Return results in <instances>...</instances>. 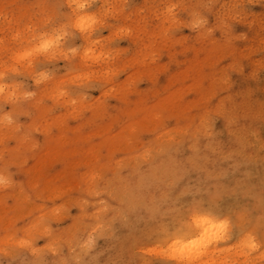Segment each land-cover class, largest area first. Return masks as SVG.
Segmentation results:
<instances>
[{
    "label": "rangeland",
    "instance_id": "1",
    "mask_svg": "<svg viewBox=\"0 0 264 264\" xmlns=\"http://www.w3.org/2000/svg\"><path fill=\"white\" fill-rule=\"evenodd\" d=\"M184 263L264 264V0H0V264Z\"/></svg>",
    "mask_w": 264,
    "mask_h": 264
},
{
    "label": "bare ground",
    "instance_id": "2",
    "mask_svg": "<svg viewBox=\"0 0 264 264\" xmlns=\"http://www.w3.org/2000/svg\"><path fill=\"white\" fill-rule=\"evenodd\" d=\"M209 222H211L208 218H201V219H195V221H194V226H192L191 228H190V231L188 232V233H186V235L187 236H189V235H191V236H194V235H196L198 232H201L200 233V235H201V237H202V235L203 234H205V231L203 232V230H204V225H206V224H209ZM211 228V226L208 228V229H210ZM181 236V235H180ZM190 236V237H191ZM189 238V237H188ZM177 242V241H176ZM174 243V245L172 246V248H176L177 249V243ZM179 242V241H178ZM186 243V242H185ZM187 243H188V246L189 247H187V248H185V246L187 245ZM186 243V245L184 246V248H183V251H190L191 252V247L190 246H192V244H191V241H190V243L189 242H187ZM189 244H191V245H189ZM176 245V246H175ZM172 250H174V249H172ZM176 255L177 256H179V257H184L183 255H180V254H177V252H175V250H174V253H173V257H175L176 258ZM187 258H188V260H192V259H195L196 260V258H198V256H200V254L199 255H194L193 253L191 254H187V255H185ZM185 264V263H184Z\"/></svg>",
    "mask_w": 264,
    "mask_h": 264
}]
</instances>
